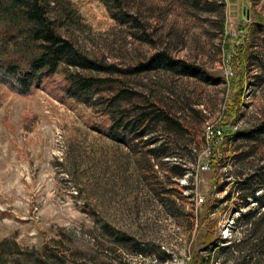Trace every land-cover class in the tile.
<instances>
[{"label":"rangeland","instance_id":"obj_1","mask_svg":"<svg viewBox=\"0 0 264 264\" xmlns=\"http://www.w3.org/2000/svg\"><path fill=\"white\" fill-rule=\"evenodd\" d=\"M49 4L60 35L122 72L72 68L112 81L84 102L62 72L26 95L0 83V264H264V0Z\"/></svg>","mask_w":264,"mask_h":264},{"label":"trees","instance_id":"obj_2","mask_svg":"<svg viewBox=\"0 0 264 264\" xmlns=\"http://www.w3.org/2000/svg\"><path fill=\"white\" fill-rule=\"evenodd\" d=\"M0 18L4 19L5 22L3 31L0 32V83L19 95H26L37 89L46 76L62 72L66 83L65 94L84 102L85 96H90L92 91L97 90L96 88L104 87L112 81L76 74L71 71L72 68L93 73L114 74L122 72L113 65L102 64L96 59L84 55L73 42L60 35L55 20L50 16L49 0H0ZM256 26H259L262 31L264 30L263 25L257 23ZM242 31L243 29H241L240 34ZM18 38L20 40H18L19 43H16V49L10 50V42ZM233 61L237 62L233 67L237 80L230 79L229 81L233 93L229 106L218 125L220 128L228 127L229 121L235 118L244 86L245 65L241 58V49ZM155 62L157 59L154 58L149 64L137 67L135 71L150 70ZM171 63L176 62L171 61ZM112 100L113 98L111 102ZM110 113L111 111L107 115ZM138 116L141 123L146 118L149 119L146 114ZM151 120H159L166 125L169 123L168 116L161 118L157 116ZM113 128H121L122 131H125L127 125H122V121H120L111 130H114ZM148 132H140L139 137ZM109 134L115 139L120 133L119 131H109ZM224 136H226L225 133H223ZM217 139L214 138L210 142V150L213 153L217 148L215 145ZM207 164L210 170H215L216 162L213 158L210 157ZM210 242L211 236L206 234L205 245H210ZM194 262H199L198 258Z\"/></svg>","mask_w":264,"mask_h":264},{"label":"built area","instance_id":"obj_3","mask_svg":"<svg viewBox=\"0 0 264 264\" xmlns=\"http://www.w3.org/2000/svg\"><path fill=\"white\" fill-rule=\"evenodd\" d=\"M205 130L207 131V137H208V139L209 138H216V137H219V138H222L223 137V129L222 128H217V127H209V126H207L206 128H205ZM204 168H207V166L206 167H204Z\"/></svg>","mask_w":264,"mask_h":264}]
</instances>
